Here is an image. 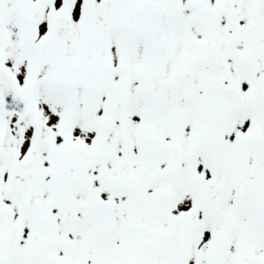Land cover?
Segmentation results:
<instances>
[{
    "label": "snow or ice",
    "instance_id": "snow-or-ice-1",
    "mask_svg": "<svg viewBox=\"0 0 264 264\" xmlns=\"http://www.w3.org/2000/svg\"><path fill=\"white\" fill-rule=\"evenodd\" d=\"M0 264H264V0H0Z\"/></svg>",
    "mask_w": 264,
    "mask_h": 264
}]
</instances>
